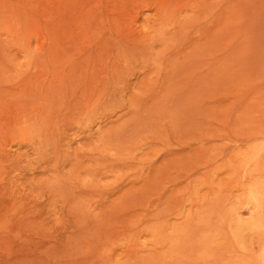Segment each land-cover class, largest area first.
<instances>
[{
  "label": "rangeland",
  "instance_id": "rangeland-1",
  "mask_svg": "<svg viewBox=\"0 0 264 264\" xmlns=\"http://www.w3.org/2000/svg\"><path fill=\"white\" fill-rule=\"evenodd\" d=\"M192 1L0 0V264H264V0Z\"/></svg>",
  "mask_w": 264,
  "mask_h": 264
},
{
  "label": "bare ground",
  "instance_id": "bare-ground-1",
  "mask_svg": "<svg viewBox=\"0 0 264 264\" xmlns=\"http://www.w3.org/2000/svg\"><path fill=\"white\" fill-rule=\"evenodd\" d=\"M147 1V0H146ZM179 1H181V0H179ZM139 2H141V1H139ZM200 1H198V0H193L192 2H190L189 4H187L186 6H184V7H179V8H177V12H181V11H190V12H192L193 14H195V18L196 17H198V16H200L201 14H204L205 12H207V11H212L214 8H216L217 10H218V13L219 14H225V15H228L229 13H230V10H231V6H232V3H231V1H227L226 0V2L223 4L224 6L223 7H219V6H217V5H215V6H211V4H207V5H202V4H200L199 3ZM156 3H158V2H156ZM180 4V3H179ZM162 5V4H161ZM164 6L166 7V5L164 4ZM156 8V7H155ZM155 11H156V15H157V18L159 17V19H157L156 21H155V23H157L158 21H159V24H156L155 25V23H153L155 26H161V23H160V21L162 20V16L164 15V13L167 11V10H165V8L164 7H162V6H160V5H157V8L155 9ZM177 12H175L174 13V15L175 14H177ZM217 12V11H216ZM182 13V12H181ZM163 14V15H162ZM165 14H167V13H165ZM162 17V18H161ZM175 17V16H174ZM164 18H166V17H164ZM165 20V19H164ZM163 20V21H164ZM170 20H171V18H170ZM185 20H187L186 18H185ZM197 20V18L195 19V21ZM174 21V20H173ZM172 21V22H173ZM191 21V20H190ZM115 22L116 23H114V27H118V28H120L121 29V27L124 25L123 23H121V22H118V20H115ZM167 22V21H166ZM169 22V21H168ZM192 22V21H191ZM218 23H219V21H216L215 23L214 22H212L208 27H206V28H204V30H205V32L207 31V30H209L210 28H212V27H215V26H218ZM179 24V23H178ZM181 24V23H180ZM185 24H186V21H185ZM214 24V25H213ZM216 24V25H215ZM164 25V24H163ZM198 25V24H197ZM174 26V25H173ZM184 26V25H183ZM163 28V27H162ZM161 29V28H160ZM182 29V28H181ZM159 30V29H158ZM110 34H111V36H113V38H112V41H114V44L115 45H113L112 43H111V45H113V46H116L117 45V43L118 42H120V39L118 38V36L117 35H115L114 34V30H113V28H110ZM102 39V38H101ZM110 46V44L109 43H106L105 42V39L103 40L102 39V45H100V48H99V50H102V52H104V49H105V47H109ZM119 61V60H118ZM112 67L114 68L115 67V63H113L112 64ZM263 234H264V222H263ZM263 250H264V245H263ZM264 258V257H263ZM264 260V259H263ZM262 260V261H263Z\"/></svg>",
  "mask_w": 264,
  "mask_h": 264
}]
</instances>
